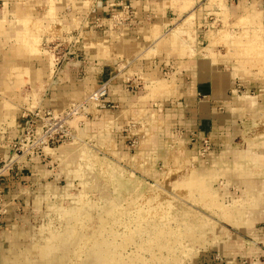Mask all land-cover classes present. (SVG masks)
<instances>
[{
  "label": "crops",
  "instance_id": "obj_1",
  "mask_svg": "<svg viewBox=\"0 0 264 264\" xmlns=\"http://www.w3.org/2000/svg\"><path fill=\"white\" fill-rule=\"evenodd\" d=\"M261 6L264 0H0V156L13 152L8 144L18 137L20 103L27 95L44 92L42 107L60 109L107 83L110 106L84 123L90 136L106 129L115 142L119 140L113 136L122 134L127 141L136 137L159 145H148L144 157L161 144L174 150L176 145L186 154L180 146L187 144L189 152L197 153V164H217L198 169L200 173L243 179L239 183L244 191L254 186L258 202L243 216L256 211L258 218L247 228L240 225L253 241L240 240L243 244L236 248L246 252L235 264H264V140H253L245 124L244 103L254 99L239 96L242 84L232 60L212 56L217 50L202 29L221 10L234 22ZM120 13L123 20L117 21L114 15ZM195 14L190 28L186 22ZM97 18L103 28L94 26ZM219 25L226 27L223 20ZM85 28L96 32L83 33L86 51L81 47L78 65L52 82L54 59L41 51L42 39ZM189 31L192 39L187 38ZM204 140L211 150L202 154ZM35 162L42 163L39 158ZM35 200L38 205L41 198Z\"/></svg>",
  "mask_w": 264,
  "mask_h": 264
},
{
  "label": "rangeland",
  "instance_id": "obj_2",
  "mask_svg": "<svg viewBox=\"0 0 264 264\" xmlns=\"http://www.w3.org/2000/svg\"><path fill=\"white\" fill-rule=\"evenodd\" d=\"M261 7L257 12L247 14L234 22L221 10L215 18L213 17L215 23L212 21L206 28L202 25L203 31L208 32L207 38L210 39L213 50H217V54L212 51V56L218 55L220 58L232 60L237 80L242 84V93L240 92L239 96L251 95L254 99L252 103L240 97L242 101H246L244 105L247 107L245 112L248 121L245 124L250 129L253 140L264 138V7ZM190 17L192 18L186 23L190 28H194L192 19L197 18V15ZM222 20L225 22L224 28L219 25ZM100 23L104 27V24ZM89 31L96 32L95 29L89 28L69 29L42 39L41 51L46 52L44 54L49 58L53 56L54 60L58 49L55 53L53 48L60 43L67 47L70 43L72 55L62 64L58 74L55 72V61L54 66L51 65L53 72L51 71L49 79L52 82L58 83V79L71 65H78L80 57L77 54L81 47L83 52L86 51L85 44H82L83 33L89 34ZM176 33L179 36L182 31ZM192 37L189 31L187 38ZM45 97L44 92L40 95H27L20 103L21 112L37 107L50 108L42 107ZM85 97L87 96L65 106ZM239 102L241 104V101ZM20 115L22 118V114ZM97 131V136L91 137L90 131L83 126L78 129L79 139L74 144L58 146L59 150L53 149L55 153L39 158L42 163H33L34 159L27 163L19 160L6 170L4 167L9 159L0 156V170L4 169L0 171V264H39L44 255V259L48 258L45 259L47 264H56V258L64 254L67 264H72L75 258L70 253L69 246L66 248L60 244L65 240L67 231L72 229L71 221L78 216L80 209L100 215L111 208L113 211L116 208L117 213L125 211L132 224L129 223V227L124 226V223L118 226L119 242L125 239L126 232L132 233L134 229L141 232L140 228L144 227V243L146 245L149 242L148 245L152 244V248L155 247L156 239L152 238L155 232L160 228L169 229L166 231L168 236L162 239L167 245L172 242L171 248L155 247L156 254H152L151 249L144 251V257L151 261L150 264H235L236 259L238 263L242 262L241 255L246 250L237 249L240 242L243 244L240 240L253 241L245 232L248 230L243 231L241 228L246 227L243 215L249 210V198L244 196V189L239 183L243 179L235 181L225 173H216L214 177L212 172L207 175L200 173L198 169L215 168L217 164L215 161H211L208 166L197 164V153H193L192 149L189 152L187 144L182 146L181 142V149L188 151L186 154L180 152L176 145L174 150L172 146L161 144L160 148L149 152L150 156L144 157L142 151L147 149L148 145L153 146L152 143L139 142L136 137L127 141L122 134L113 136L119 140L115 142L111 131ZM125 133L128 136L127 131ZM13 143L14 141L8 146L12 147ZM63 146H66V150L61 151L60 147ZM198 186L205 189H199ZM38 196L41 201L37 205L35 199ZM89 203L97 204L91 207ZM125 203H129L133 208H129ZM226 204L227 208H224ZM237 210L242 211L241 217L237 215L238 219L234 218L236 213H230ZM140 211L142 215L138 213ZM132 221L138 222L135 224ZM62 231L66 233L61 234ZM51 233L53 236H50ZM56 236L63 240L60 242L57 239L58 243L55 241ZM139 241L141 240L138 239L135 243ZM223 243L228 246H223ZM135 248L130 245L123 254L127 256L130 253L129 257H132L136 254ZM47 254L50 256L47 257ZM25 256L28 257L27 260ZM248 258L250 259L251 255ZM84 264L95 262L88 259Z\"/></svg>",
  "mask_w": 264,
  "mask_h": 264
},
{
  "label": "bare ground",
  "instance_id": "obj_3",
  "mask_svg": "<svg viewBox=\"0 0 264 264\" xmlns=\"http://www.w3.org/2000/svg\"><path fill=\"white\" fill-rule=\"evenodd\" d=\"M251 99H253L251 97ZM98 139V138H97ZM66 148V147H65ZM65 148H61V151H64L62 149H65ZM66 150V149H65ZM13 151V150H12ZM15 154L12 152V154L9 155V157L7 159H10L11 157H14ZM80 171V170H78ZM195 187V186H194ZM199 189H205L203 188L202 186H198ZM253 189H254V186L251 187L250 189H247L244 191V196H246L248 199L247 202L248 205H249V209H251L252 207L256 206L257 202H258V197L256 195L253 194ZM261 200V199H260ZM83 201V199L81 200ZM80 201V202H81ZM87 201V200H86ZM85 201V202H86ZM84 203V201H83ZM207 203V202H206ZM240 203V202H239ZM87 204V203H86ZM91 205V207H94L96 206L97 203H89ZM113 204V203H112ZM111 204V205H112ZM128 205L129 203H125V205ZM132 204V203H131ZM153 204V203H152ZM123 205V204H122ZM121 205V207H122ZM130 205V204H129ZM128 205V206H129ZM150 205V204H149ZM226 205H224V208H227ZM115 207V206H113ZM125 207V206H124ZM131 206H129L130 208ZM151 207V206H150ZM83 208V207H81ZM119 208V207H118ZM127 207H125L126 209ZM133 208V207H131ZM112 209V210H111ZM110 210H107L106 213L104 214H100V215H96L97 213H94V212H89V211H86V210H83V209H80L79 214L78 216H75V218L71 221V224H72V229L68 230L67 231V234L65 235L66 238L65 240L63 241V243H60L61 246H65L66 248H70V253L72 254V256L74 255V258L75 260L73 261L72 264H84L86 260L90 259L92 261L95 262V264H129L130 262L131 263H136V264H150L151 261L147 260L144 256V253L147 251L146 249H151L150 251H152L151 253L152 254H156L157 252V249L155 247H158L159 249L160 248H166L167 249L172 245V242H171V245L169 243V245H167L164 240L162 238H164L168 233L166 232L167 230L169 229H166L165 230L162 228L158 229L157 232H155V234L152 236V238L156 239L154 240L155 244L152 248H151V245H148V243L145 245L144 241L143 240V235L142 232L145 231L144 227L140 228L141 229V232H139L138 230L135 231L134 229V232H126L124 234V238L121 242L118 241V236L120 235L119 234V228L118 226L121 224V223H124V226H128L129 227V219L127 218L128 215L127 213L124 211L123 213H117L116 212V208H114L115 210L113 211V208H111ZM122 209V208H120ZM124 209V208H123ZM124 209V210H125ZM128 209V208H127ZM129 210V209H128ZM139 210V208L137 209ZM142 210V209H141ZM222 210V209H220ZM133 211V210H132ZM146 211V209L144 210ZM143 211V212H144ZM157 211V210H156ZM156 211H155V214H156ZM77 212V213H78ZM128 212V211H127ZM141 212V213H140ZM138 212L140 215H142V211ZM151 212V210H150ZM165 212V211H164ZM129 213H132V212H129ZM147 213V211H146ZM153 213V212H152ZM223 213V212H222ZM228 213V212H227ZM230 213H236L235 214V217L236 219H238L239 217H237V215H239L241 217V214H242V211L241 210H237V211H234V212H230ZM252 215L250 217H246L245 219H243L244 221L246 220V227H243V228H247L249 226H252L254 225L253 223L255 222V219L258 218V214H256V211H252L251 212ZM131 215V214H130ZM228 215V214H227ZM231 215V214H230ZM234 215V214H233ZM150 216V215H149ZM138 217V216H137ZM143 217H144V214H143ZM157 217H160V216H157ZM141 218V217H140ZM150 218V217H149ZM131 219V218H130ZM132 220V219H131ZM136 220V219H135ZM162 220V219H161ZM139 221V220H138ZM137 221V222H138ZM133 222V221H132ZM137 222H133V223H137ZM141 222V221H140ZM143 222V221H142ZM146 222V221H145ZM148 222V221H147ZM151 223V221H150ZM131 224V223H130ZM140 226H141V223H139ZM147 224V223H145ZM132 225V224H131ZM188 226V225H187ZM190 226V225H189ZM137 227V226H136ZM118 228V229H117ZM189 228V227H188ZM130 229V228H128ZM132 229V228H131ZM139 229V228H138ZM139 229V230H140ZM148 229V228H147ZM172 229V228H171ZM170 229V230H171ZM57 230V228H56ZM174 230V229H173ZM61 232V230H59ZM147 231V230H146ZM172 231V230H171ZM181 231V230H180ZM58 232V231H57ZM66 233V231H64ZM62 231L61 234L64 233ZM139 232V233H137ZM173 232V231H172ZM171 232V233H172ZM56 232H54L55 234ZM59 233V232H58ZM147 233V232H146ZM176 233V232H175ZM188 233V232H187ZM53 233L50 234V236H53L52 235ZM185 234V233H184ZM57 235V234H55ZM63 235V236H64ZM173 235V233H172ZM178 235V234H177ZM59 236V235H58ZM168 236V235H167ZM170 236V235H169ZM176 236V235H175ZM14 237V236H13ZM57 237V236H56ZM182 237H184L182 235ZM53 238V237H52ZM55 238V237H54ZM145 238V237H144ZM151 238V237H150ZM167 238V237H166ZM12 239V237H11ZM58 237L55 239V241H57ZM62 239V238H61ZM60 237H59V241L61 240ZM141 240L137 243L136 240ZM165 239V238H164ZM63 240V239H62ZM50 240H48V243H49ZM67 243H66V242ZM52 242V241H51ZM50 242V244H52ZM58 242V241H57ZM61 242V241H60ZM153 242V241H151ZM153 242V243H154ZM55 243V242H54ZM59 243V242H58ZM57 243V244H58ZM175 244V243H173ZM49 245V244H48ZM56 245V244H55ZM54 245V246H55ZM132 245V246H135L136 248V251H134L136 254L132 257H129L130 256V253L129 255H127L129 258H127V256H125L123 253L125 252V249L129 248V246ZM167 245V246H166ZM43 246H47V245H43ZM50 246V245H49ZM169 246V247H168ZM174 246V245H173ZM38 247V245H37ZM57 247V245H56ZM40 248V247H39ZM59 248V247H58ZM132 248V247H131ZM171 248V247H170ZM50 249V248H49ZM48 249V250H49ZM55 249V248H54ZM126 249V251H127ZM47 250V249H46ZM53 250V248H52ZM50 250V251H52ZM124 250V251H123ZM171 250V249H170ZM42 251V250H41ZM145 251V252H144ZM43 252V251H42ZM133 252V251H131ZM149 252V251H148ZM173 252V251H172ZM50 254V252H48ZM150 253V252H149ZM162 253V252H161ZM29 254V253H27ZM52 254V253H51ZM50 254V255H51ZM173 254V253H172ZM190 254V253H189ZM48 255V254H47ZM50 255H48L47 257H49ZM123 255L125 257H123ZM30 256V255H29ZM46 255H44L45 257ZM71 256V258H72ZM26 257V260L28 259L27 256ZM42 256H40L41 258ZM42 257L39 262V264H47L48 261H45V259L48 260V258H45ZM52 257H54L52 255ZM51 257V258H52ZM66 254L64 255H59L58 258H56V264H67L66 262ZM148 258V257H147ZM151 258V257H149ZM134 261V262H133ZM157 262V261H156ZM172 262V261H171ZM30 263V262H29ZM154 263V262H153ZM175 263V262H173Z\"/></svg>",
  "mask_w": 264,
  "mask_h": 264
},
{
  "label": "built area",
  "instance_id": "obj_4",
  "mask_svg": "<svg viewBox=\"0 0 264 264\" xmlns=\"http://www.w3.org/2000/svg\"><path fill=\"white\" fill-rule=\"evenodd\" d=\"M114 17L117 21L123 20L121 13L114 15ZM209 20L215 22L214 18ZM211 23L205 24V28L210 26ZM94 26L103 27L98 18ZM56 49H58V54L55 57L54 65L55 72L58 74L61 70L60 67L70 59L72 52L70 43L67 47H64L63 43L56 45L53 48L55 53ZM127 81L131 82L132 80L127 78ZM108 94L109 87L105 83L82 100L60 109L37 107L23 111V124L19 129L16 141L12 145L15 156L9 159L4 168L6 170L11 168L10 165L19 160L27 163L35 158L47 157L58 146L74 144L79 139L78 129H81L87 120L99 116L103 110L110 106L105 101ZM74 122H76V125H74ZM209 150H211V144L208 140H204L202 154L207 153Z\"/></svg>",
  "mask_w": 264,
  "mask_h": 264
}]
</instances>
